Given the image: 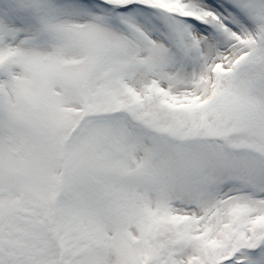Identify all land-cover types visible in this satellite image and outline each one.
<instances>
[{
  "label": "snow or ice",
  "instance_id": "6c2138e0",
  "mask_svg": "<svg viewBox=\"0 0 264 264\" xmlns=\"http://www.w3.org/2000/svg\"><path fill=\"white\" fill-rule=\"evenodd\" d=\"M0 264H264V0H0Z\"/></svg>",
  "mask_w": 264,
  "mask_h": 264
}]
</instances>
